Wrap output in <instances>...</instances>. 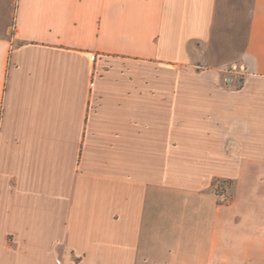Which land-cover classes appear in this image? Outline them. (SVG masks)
<instances>
[{
	"label": "crops",
	"instance_id": "1",
	"mask_svg": "<svg viewBox=\"0 0 264 264\" xmlns=\"http://www.w3.org/2000/svg\"><path fill=\"white\" fill-rule=\"evenodd\" d=\"M0 26V264H264V0H0Z\"/></svg>",
	"mask_w": 264,
	"mask_h": 264
},
{
	"label": "rangeland",
	"instance_id": "2",
	"mask_svg": "<svg viewBox=\"0 0 264 264\" xmlns=\"http://www.w3.org/2000/svg\"><path fill=\"white\" fill-rule=\"evenodd\" d=\"M3 27H5V26H2L1 28H3ZM7 27H9V29H11L12 28V23L10 25H7ZM213 191L218 197L222 196V195L224 196L223 200L219 197V200H220V202L222 204H228L229 203L230 196H229L228 193H230V188H229V184L228 183L222 182V181H216L213 184Z\"/></svg>",
	"mask_w": 264,
	"mask_h": 264
},
{
	"label": "built area",
	"instance_id": "3",
	"mask_svg": "<svg viewBox=\"0 0 264 264\" xmlns=\"http://www.w3.org/2000/svg\"><path fill=\"white\" fill-rule=\"evenodd\" d=\"M220 198L223 200L224 199V196L222 195V196H220Z\"/></svg>",
	"mask_w": 264,
	"mask_h": 264
},
{
	"label": "trees",
	"instance_id": "4",
	"mask_svg": "<svg viewBox=\"0 0 264 264\" xmlns=\"http://www.w3.org/2000/svg\"><path fill=\"white\" fill-rule=\"evenodd\" d=\"M216 181L213 182V184L215 183Z\"/></svg>",
	"mask_w": 264,
	"mask_h": 264
}]
</instances>
